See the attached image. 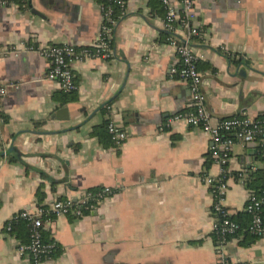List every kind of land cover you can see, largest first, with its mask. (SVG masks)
<instances>
[{"label":"crops","instance_id":"crops-1","mask_svg":"<svg viewBox=\"0 0 264 264\" xmlns=\"http://www.w3.org/2000/svg\"><path fill=\"white\" fill-rule=\"evenodd\" d=\"M171 1L180 14V0ZM190 12L200 30L191 46L211 124L263 115L264 0H192ZM164 16L159 0H127L123 14H115L111 55L71 62L77 99L63 104L37 48L92 45L100 0L0 7V82L8 85L0 104V264H33L16 254L26 229H6L17 212L103 187L112 193L84 217L45 220L59 254L41 264H216L212 197L202 175L220 167L211 160L207 132L165 125L189 110L191 99L187 83L170 77L178 62L171 39L187 30L165 29ZM109 120L128 134L120 145L99 129ZM229 169L224 204L242 230L228 240L225 257L264 264V238L246 232L245 211L249 175L264 169V153L236 142ZM245 169L249 177L241 182L235 174Z\"/></svg>","mask_w":264,"mask_h":264},{"label":"built area","instance_id":"built-area-1","mask_svg":"<svg viewBox=\"0 0 264 264\" xmlns=\"http://www.w3.org/2000/svg\"><path fill=\"white\" fill-rule=\"evenodd\" d=\"M26 0H0V7L14 3H25ZM165 9L163 25L165 29L174 30L177 23L179 27L187 30L182 38H173L171 43L177 54L178 62L170 69V77L177 78L187 83L191 108L185 112L171 115L165 125L171 122H183L187 125L198 127L207 132L213 145L210 150L212 162L220 167L216 175L203 174L202 180L207 185L212 197L210 213L212 216V233L215 237L216 264H231L225 257L224 249L231 237L240 231V224L235 221L224 204L225 195L229 188V179L232 173L229 169L233 145L240 142L244 145H253L264 153V118H250L244 115H234L211 124V116L205 108V97L200 89L201 74L197 69V55L191 46L192 36L200 34L197 26L191 23L192 0H180L183 11L179 14L173 7L171 0H159ZM127 0H100L101 24L97 39L90 46L77 48L72 44H51L37 48L39 55L48 62L49 68L45 78L54 81L64 91L76 87L71 72L73 60H87L92 57L108 58L111 55V41L113 26L115 24L114 8L123 14ZM8 48H4L6 52ZM33 50V47H30ZM8 94V85L0 82V104ZM161 129V128H160ZM107 131L111 139L120 145L127 139L125 132L114 121L109 120ZM236 177L245 182L249 177V170H240ZM111 188L84 189L73 199L66 197L55 199L47 205L35 207L33 210L25 209L17 212L6 223L10 230V222L15 218H23L28 222L29 241L19 244L17 255H28L33 264H41L49 258L52 244L42 240L41 228L45 220L52 216L73 215L77 218L84 217L88 212L98 207L110 194ZM264 187L259 190L248 189L245 211L249 215L247 231L256 238H264Z\"/></svg>","mask_w":264,"mask_h":264},{"label":"trees","instance_id":"trees-1","mask_svg":"<svg viewBox=\"0 0 264 264\" xmlns=\"http://www.w3.org/2000/svg\"><path fill=\"white\" fill-rule=\"evenodd\" d=\"M162 7H163V5H162ZM163 9H164V7H163ZM116 12H118V9L114 8V15L116 14ZM164 13H165V9H164ZM56 97L63 104L75 101L77 99V87H75L74 89L69 90V91H64V90L59 88V90L56 92ZM257 118H264V114L260 115ZM99 129H102V130H104L106 132L107 131L106 123H104ZM95 134H97L99 137H101V135H100L101 133L98 132V128L95 131ZM261 153H263V152H261ZM249 176H250L251 180H250V183L248 184V187L252 188L253 190H259L262 187H264V169L256 170L254 172H251V174ZM246 214H247V212H246ZM262 216H263V219H264V208L262 210ZM249 221L250 220L248 219V224H249ZM10 225H11V227H10L9 231H14L16 229V226H18V225H20V226H22V227H24L26 229V241H25V243H23V244H26L29 241V228H28L27 220H25L23 218H15L14 220H11ZM247 227H248V225H247ZM247 227H246V232L249 233L247 231ZM240 228H241L240 230H242V226L241 225H240ZM41 234H42V240H43L44 243L52 244L51 252L49 254V257L57 256L59 254L58 246L53 241L47 239V233L44 232L43 227L41 228Z\"/></svg>","mask_w":264,"mask_h":264},{"label":"water","instance_id":"water-1","mask_svg":"<svg viewBox=\"0 0 264 264\" xmlns=\"http://www.w3.org/2000/svg\"><path fill=\"white\" fill-rule=\"evenodd\" d=\"M66 111H67V110L64 108V109H63V112H66ZM65 118H67V116H65Z\"/></svg>","mask_w":264,"mask_h":264}]
</instances>
